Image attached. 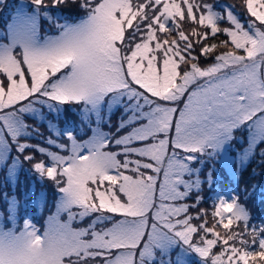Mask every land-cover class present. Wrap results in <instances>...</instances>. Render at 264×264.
Listing matches in <instances>:
<instances>
[{
  "label": "snow or ice",
  "instance_id": "obj_1",
  "mask_svg": "<svg viewBox=\"0 0 264 264\" xmlns=\"http://www.w3.org/2000/svg\"><path fill=\"white\" fill-rule=\"evenodd\" d=\"M239 8L18 0L0 25V264H264V0ZM21 174L39 183L25 209L51 202L42 227L19 215Z\"/></svg>",
  "mask_w": 264,
  "mask_h": 264
},
{
  "label": "rangeland",
  "instance_id": "obj_2",
  "mask_svg": "<svg viewBox=\"0 0 264 264\" xmlns=\"http://www.w3.org/2000/svg\"><path fill=\"white\" fill-rule=\"evenodd\" d=\"M209 2L216 4L217 6H219L220 4H225L224 2H228L229 5H235L236 6V11H240L239 5H240V0H209ZM18 3V0H5V3L3 5H0V25H2L4 23L5 18L7 17V15L9 14L10 11L14 10L13 6L16 5ZM65 15H74L75 12L73 9H67L64 12ZM223 26V25H222ZM224 37L221 36L220 39H223ZM70 119H75V117L69 116ZM115 118L113 119V124H115ZM107 130V129H106ZM41 131H45V134L47 135L48 133L46 132V130L42 127ZM38 141H33V143H37ZM39 158V157H38ZM25 167H28L27 165H25ZM219 167V165H218ZM250 167H257V170L259 171L260 168L256 165L255 161H253L252 165ZM221 171L223 172V169H221ZM245 179H247V176H245ZM253 183H261V177L257 176L256 179L254 181H252ZM0 183H2V178H0ZM31 184H35L37 189H39V183H38V179L36 177H29L26 174H21L20 178H19V184L16 187V192L18 194V196H20L21 198V208H20V213L19 215L21 217H23L25 215V213H27V215L29 217L32 218L33 222L37 224L38 227H42L47 216L50 215V211L48 210V208H51V202H49L48 208H44V209H40L38 207H36L35 205H29V207L27 209L24 208L23 206V193L28 189V187ZM246 185L245 184H241L240 187L244 188ZM50 185H49V190H50ZM234 187V183L228 179H225L222 183V187H221V191H227L225 190L226 188H231ZM0 191H9L11 192L10 188H3L0 187ZM206 195H211L210 193H206ZM252 205L250 204V207ZM5 204L4 201L2 199H0V213H5ZM205 207H207V205H205ZM52 211H54V209H52ZM253 216L254 219L252 220L253 224H260V221H263L264 219V207H254L253 208ZM190 264H199L198 259L193 256L191 258Z\"/></svg>",
  "mask_w": 264,
  "mask_h": 264
},
{
  "label": "trees",
  "instance_id": "obj_3",
  "mask_svg": "<svg viewBox=\"0 0 264 264\" xmlns=\"http://www.w3.org/2000/svg\"><path fill=\"white\" fill-rule=\"evenodd\" d=\"M225 4H229L228 2H224ZM229 188H226L225 190H228ZM261 223H264V219H263V221H260V224Z\"/></svg>",
  "mask_w": 264,
  "mask_h": 264
}]
</instances>
